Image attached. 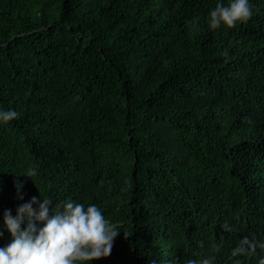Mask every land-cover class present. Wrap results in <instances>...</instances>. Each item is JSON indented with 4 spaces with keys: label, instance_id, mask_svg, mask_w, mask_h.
Listing matches in <instances>:
<instances>
[{
    "label": "trees",
    "instance_id": "16d2710c",
    "mask_svg": "<svg viewBox=\"0 0 264 264\" xmlns=\"http://www.w3.org/2000/svg\"><path fill=\"white\" fill-rule=\"evenodd\" d=\"M217 3L0 0V248L37 197L118 225L82 264H259L232 252L264 243V0L213 30Z\"/></svg>",
    "mask_w": 264,
    "mask_h": 264
},
{
    "label": "clouds",
    "instance_id": "9594fccd",
    "mask_svg": "<svg viewBox=\"0 0 264 264\" xmlns=\"http://www.w3.org/2000/svg\"><path fill=\"white\" fill-rule=\"evenodd\" d=\"M251 15L249 0H229L227 6L217 3L210 11L209 27L213 30L221 25L232 28L237 22H247ZM17 116L14 110L0 111V121L5 124ZM35 175L36 170L30 169L25 176ZM51 204L50 199L41 202L32 197L18 206L15 216L11 210H5L4 223L12 240L0 248V264H82L111 254L114 240L120 233L118 225L110 223L96 205L85 207L82 203L66 201L53 210ZM198 243L203 246L202 242ZM244 245L251 253H255L257 246L264 249V243L245 238L232 255L246 252ZM213 260L214 257L206 258L199 264H213ZM187 264L197 262L188 261ZM259 264H264V258Z\"/></svg>",
    "mask_w": 264,
    "mask_h": 264
}]
</instances>
